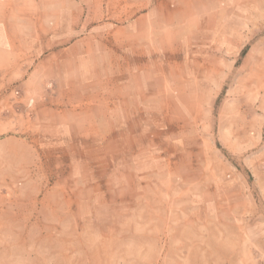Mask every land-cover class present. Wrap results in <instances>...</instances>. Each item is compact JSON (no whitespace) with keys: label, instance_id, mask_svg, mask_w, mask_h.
Instances as JSON below:
<instances>
[{"label":"rangeland","instance_id":"rangeland-1","mask_svg":"<svg viewBox=\"0 0 264 264\" xmlns=\"http://www.w3.org/2000/svg\"><path fill=\"white\" fill-rule=\"evenodd\" d=\"M249 162L264 0H0V264H173Z\"/></svg>","mask_w":264,"mask_h":264},{"label":"crops","instance_id":"crops-1","mask_svg":"<svg viewBox=\"0 0 264 264\" xmlns=\"http://www.w3.org/2000/svg\"><path fill=\"white\" fill-rule=\"evenodd\" d=\"M222 39L232 38L221 36V33L213 35L215 41ZM234 168L238 169V166L234 165ZM241 168L245 170L248 182L245 179L240 181L232 179L228 182V188L219 187L213 194V201L216 203L213 204L211 242L204 241L203 234L207 226L199 223L187 224L186 228L183 227L184 233L188 234L191 231L197 236L182 237L180 258L177 260L172 256L170 258L176 260H171L170 263L264 264V215L252 211L251 208L244 209L248 202L264 201V170L251 162ZM249 179L252 181L249 182ZM253 205L258 207L256 204ZM221 207L223 209H220ZM224 207H227L228 211ZM232 208H236L235 215L229 214L232 213ZM225 212L228 213L224 214ZM228 229L233 231L232 235H228ZM166 259V262H169L167 257Z\"/></svg>","mask_w":264,"mask_h":264}]
</instances>
